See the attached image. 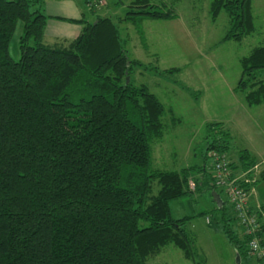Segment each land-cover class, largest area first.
<instances>
[{"label":"trees","instance_id":"16d2710c","mask_svg":"<svg viewBox=\"0 0 264 264\" xmlns=\"http://www.w3.org/2000/svg\"><path fill=\"white\" fill-rule=\"evenodd\" d=\"M251 2L212 1L211 20L221 11L229 18L224 41L240 42L254 32ZM175 18L165 5L135 0L121 22L142 34L144 19ZM47 20L44 0H0V264H145L169 244L193 261L194 240L183 227L193 217L175 219L170 208L195 193L190 182L204 186L215 207L196 217L215 225L240 261L262 263L249 242L258 237L264 248V209L253 211L249 196L264 171L255 179L235 176L237 166L226 159L230 133L221 123L208 125L204 159L227 162L235 172L228 180L236 178L248 191V213L257 216L258 232L247 235L217 185L214 161L209 168H151V144L164 136L166 109L145 85L132 83L133 69L145 65L129 59L116 24L109 17L69 20L82 26L80 35L48 45ZM18 22L20 58L14 60L9 43ZM240 66L234 90L249 107L264 104V45ZM238 161L242 172L257 164L246 149ZM154 182L159 189L151 195Z\"/></svg>","mask_w":264,"mask_h":264},{"label":"rangeland","instance_id":"374dc122","mask_svg":"<svg viewBox=\"0 0 264 264\" xmlns=\"http://www.w3.org/2000/svg\"><path fill=\"white\" fill-rule=\"evenodd\" d=\"M134 1L93 0L88 6L84 0H76V3H81L80 8L89 22L97 17H109L116 24L129 59L145 65V68L133 69L132 83L145 85L166 109L164 136L151 144V168L180 171L204 163L207 168L211 167L215 157L204 159L209 141L207 127L221 123L230 133L226 159L238 169L236 175L233 171L229 174L241 180L246 176L258 178L264 171V164L259 162L264 158V104L247 106L243 95L234 88L241 75V58L264 45V0H252L255 30L240 42L223 40L229 29V18L221 11L211 20L213 0H148L158 7L165 5L176 18L144 19L140 35L131 23L121 22ZM21 27L18 22L9 43V53L14 60L20 58ZM57 42L59 44L60 40ZM169 69L176 71L166 73ZM243 149L257 161L247 172L240 170L238 161ZM190 186L195 193L172 201L170 208L175 219L193 217L183 227L194 240L196 257L189 260L180 249L169 244L148 256L145 264H195L198 257L204 260L203 264H264L252 258L238 262L235 249L219 229L206 224L204 216L196 217L202 213L211 215L210 211L215 208L205 187H197L193 182ZM158 189L154 182L151 195ZM222 198L226 200L224 195Z\"/></svg>","mask_w":264,"mask_h":264},{"label":"crops","instance_id":"0c3cea01","mask_svg":"<svg viewBox=\"0 0 264 264\" xmlns=\"http://www.w3.org/2000/svg\"><path fill=\"white\" fill-rule=\"evenodd\" d=\"M80 5L76 3V0L45 1V13L48 16V20L43 41L48 40L53 43H58L57 41L59 40L71 41L76 39L81 33L82 26L69 20L78 21L86 19ZM57 18H62L63 20ZM259 162L260 164H264V158ZM249 206L253 211L258 212V214L264 209V180L258 181L252 186L249 196ZM260 216L261 223L264 225V213L260 214Z\"/></svg>","mask_w":264,"mask_h":264},{"label":"built area","instance_id":"2783aa9c","mask_svg":"<svg viewBox=\"0 0 264 264\" xmlns=\"http://www.w3.org/2000/svg\"><path fill=\"white\" fill-rule=\"evenodd\" d=\"M213 165L218 177L217 185L225 188L226 196L229 198L232 208H234L242 232L247 235L257 233L260 225L257 222V216L254 213L252 215L248 213V191L237 184L238 180L236 178L228 180L230 174L225 160H219V157H215ZM261 246L258 237H254L249 242L250 252L258 258L264 257V248Z\"/></svg>","mask_w":264,"mask_h":264},{"label":"water","instance_id":"95a60500","mask_svg":"<svg viewBox=\"0 0 264 264\" xmlns=\"http://www.w3.org/2000/svg\"><path fill=\"white\" fill-rule=\"evenodd\" d=\"M212 197L218 208L223 206V201L216 192H212ZM238 262L240 261L239 256L237 255Z\"/></svg>","mask_w":264,"mask_h":264}]
</instances>
